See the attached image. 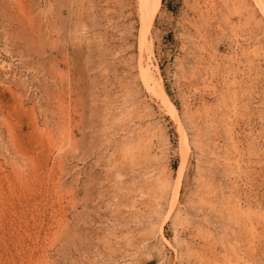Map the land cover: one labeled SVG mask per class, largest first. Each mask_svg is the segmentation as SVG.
Instances as JSON below:
<instances>
[{
    "label": "rangeland",
    "instance_id": "1",
    "mask_svg": "<svg viewBox=\"0 0 264 264\" xmlns=\"http://www.w3.org/2000/svg\"><path fill=\"white\" fill-rule=\"evenodd\" d=\"M139 5L0 0V264H264V9Z\"/></svg>",
    "mask_w": 264,
    "mask_h": 264
},
{
    "label": "bare ground",
    "instance_id": "2",
    "mask_svg": "<svg viewBox=\"0 0 264 264\" xmlns=\"http://www.w3.org/2000/svg\"><path fill=\"white\" fill-rule=\"evenodd\" d=\"M139 1H140L139 6H140V12H141V15L139 12V16L142 17L141 20H143V22L141 21L143 23L142 24L143 25V31L148 34V33H150V30L153 27V24L155 22V19L157 18L158 14L161 10L162 0H139ZM255 1L257 2L258 6H260L261 9H264V0H255ZM148 45L146 47V41L144 39L142 46H141V50L143 51L144 47H146L149 50V52L153 53L151 45H149V47H148ZM139 67H140V69H139L140 75H141L142 80H143L142 82L144 83L146 90L150 94H152L153 96H156L162 102L163 106L168 110V113L172 116L173 119H175V121L178 122V124L180 126V130H181L180 133L182 135V138L184 137V141H187V135L185 134V131L182 128V126L179 122V119H178V114H177L178 110H177L176 106L172 103V101H170L168 94L166 93L162 82L159 81L158 78L154 77V75L151 74L150 72H146L145 71L146 69L144 70V64L142 63V61H141ZM156 71L158 72V69ZM187 143H188V141H187ZM180 172H181V170H180ZM175 192H177V191H175ZM177 197H178V192H177ZM175 198H176V196H175Z\"/></svg>",
    "mask_w": 264,
    "mask_h": 264
}]
</instances>
